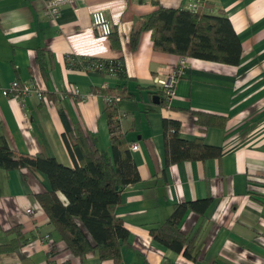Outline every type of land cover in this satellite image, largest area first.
Instances as JSON below:
<instances>
[{"label":"crops","instance_id":"obj_1","mask_svg":"<svg viewBox=\"0 0 264 264\" xmlns=\"http://www.w3.org/2000/svg\"><path fill=\"white\" fill-rule=\"evenodd\" d=\"M156 1L186 7L192 0H76L64 4L57 17L47 13L45 0H0V129L10 146L74 167L81 158L68 145V122L84 130V150L92 146L112 155L100 88L121 83L131 95L118 104L120 125L140 174L137 182L123 186L114 207L130 230L120 259L102 260L95 251L81 259L67 248L39 201L38 195L51 189L48 175L28 166L0 167V264H195L155 239L150 228L166 220L176 202L203 197L212 198L206 213L191 210L182 223L190 235L200 228L197 264H264V0H203L200 8L224 10L230 17L242 58L234 65L187 56L171 106L155 101L154 88L158 78L182 65V55L154 49L152 30L142 29L138 45L132 46L134 28L158 6ZM97 9L107 10L112 34L100 35L94 28ZM38 49L44 50L45 67ZM75 53L121 59L126 77L72 67L67 57ZM16 79H33L48 92L43 98L29 96L24 104L2 92ZM75 86L84 97L62 95ZM196 111L218 116V123L208 115L198 121ZM169 118L181 123L182 138L203 137L221 147L222 155L168 164ZM134 142L137 150L131 148ZM28 205L34 213L26 212ZM17 229L23 240L12 249ZM43 234L50 239L41 240Z\"/></svg>","mask_w":264,"mask_h":264},{"label":"trees","instance_id":"obj_2","mask_svg":"<svg viewBox=\"0 0 264 264\" xmlns=\"http://www.w3.org/2000/svg\"><path fill=\"white\" fill-rule=\"evenodd\" d=\"M156 2L158 6L142 16L141 24L134 28L133 47L138 45L140 31L146 29L153 31V47L156 50L234 65L240 63L242 42L232 20L224 10L209 13L200 7H168ZM43 55L44 50L38 49L39 64L45 67L46 62L41 59ZM67 58L70 66L83 69L96 61L104 62V68L99 71L126 77V67L121 59L76 53L69 54ZM111 65L117 70V74L108 70ZM120 84L100 88L104 95L114 97L113 102L106 101L112 133V155L92 146L84 150V130L68 122V145L72 152L78 153L81 158V164L77 163L74 167L63 164L55 156L13 149L0 129V167L13 169L28 166L48 175L51 189L40 193L39 201L47 211L54 230L58 231L66 242L67 248L81 259L95 251L102 260H118L120 248L128 241L130 235L124 221L114 213L115 205L121 200L123 186L140 179L131 151L126 148V138L121 129L116 103V97L122 100L131 94L125 85ZM47 92L43 90V93ZM70 92L65 90L64 94ZM154 92L160 95V100L165 106H171L163 88L156 84ZM51 93L60 95L58 91ZM61 112L65 114L63 109ZM196 112L198 121L208 115L214 121L211 123H218V116ZM180 125L178 120L166 119L168 164L185 159H207L222 155L221 147L206 143L203 137L196 140L182 138L179 134ZM211 203V197L176 202L166 220L151 226V234L166 246L183 252L197 264L200 256L196 250V242L200 228L190 235L183 230L182 223L189 211L194 210L204 215ZM16 232L18 236L10 245L12 249L18 247L23 240L21 230L17 229ZM53 249L55 252V246ZM1 250H4L3 246H0ZM65 264L72 263L67 261ZM211 264L227 263L214 260Z\"/></svg>","mask_w":264,"mask_h":264},{"label":"built area","instance_id":"obj_3","mask_svg":"<svg viewBox=\"0 0 264 264\" xmlns=\"http://www.w3.org/2000/svg\"><path fill=\"white\" fill-rule=\"evenodd\" d=\"M203 2V0H192L188 4H186V7L189 9H197L199 5ZM64 4H76V0H45V7L48 14H50L53 17H57L60 15V12L62 10V7ZM92 24L98 34L100 35H110L113 32V26L112 22L108 16V12L106 9H97L92 12ZM181 63L182 65L176 69L173 70V72L167 76L166 78H158L156 81V84L163 88L166 93L165 96L168 97L169 101L174 96L176 91V85L179 80V77L182 73V67L185 64V59L187 56H181ZM88 69H94V70H100L104 68V62L96 61L92 64H90ZM108 70L111 73L117 74V70L114 68V66H110ZM109 84H105L104 86H107ZM76 95H79L81 97H84V93L81 92V90L75 86L71 90ZM2 92L5 95H16L20 97V99L25 104V101L29 96L37 95L40 98L44 97L43 89L34 81L33 79L28 82H21L20 80H13L9 86H6L2 88ZM64 92H62V95ZM106 98V101L113 102L114 97L113 95H104ZM120 97H116V103L119 104ZM171 103V101H170ZM131 148L133 150H137L139 148L138 143L134 142L131 145ZM26 210L29 213H34V208L30 205L26 206ZM41 240L50 239L49 234H43L39 236Z\"/></svg>","mask_w":264,"mask_h":264},{"label":"water","instance_id":"obj_4","mask_svg":"<svg viewBox=\"0 0 264 264\" xmlns=\"http://www.w3.org/2000/svg\"><path fill=\"white\" fill-rule=\"evenodd\" d=\"M154 99H155L156 102L161 101V100H160V95H155V96H154Z\"/></svg>","mask_w":264,"mask_h":264},{"label":"rangeland","instance_id":"obj_5","mask_svg":"<svg viewBox=\"0 0 264 264\" xmlns=\"http://www.w3.org/2000/svg\"><path fill=\"white\" fill-rule=\"evenodd\" d=\"M25 210H26V208H25ZM26 212H28V211L26 210Z\"/></svg>","mask_w":264,"mask_h":264}]
</instances>
